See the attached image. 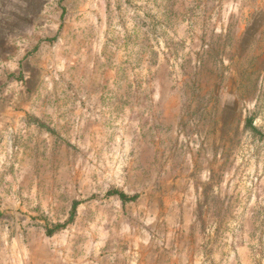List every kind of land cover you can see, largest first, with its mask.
I'll use <instances>...</instances> for the list:
<instances>
[{
	"label": "rangeland",
	"instance_id": "obj_1",
	"mask_svg": "<svg viewBox=\"0 0 264 264\" xmlns=\"http://www.w3.org/2000/svg\"><path fill=\"white\" fill-rule=\"evenodd\" d=\"M0 264H264V0H0Z\"/></svg>",
	"mask_w": 264,
	"mask_h": 264
},
{
	"label": "trees",
	"instance_id": "obj_2",
	"mask_svg": "<svg viewBox=\"0 0 264 264\" xmlns=\"http://www.w3.org/2000/svg\"><path fill=\"white\" fill-rule=\"evenodd\" d=\"M247 127L250 128L252 130V132H254L255 134L262 135L261 132L254 126L253 120H250L248 122V126ZM107 197H118L124 203H129V202H135L139 198V195L136 194V195H133V196H129V195H127L124 192H121L119 190H111V191L108 192ZM78 204L79 203L76 202L73 205V210H72V215H71L70 221H72L73 218H74L75 210H76ZM66 225L67 224L58 225V226H56L54 228L48 229V234L49 235H53L54 233L65 229Z\"/></svg>",
	"mask_w": 264,
	"mask_h": 264
}]
</instances>
